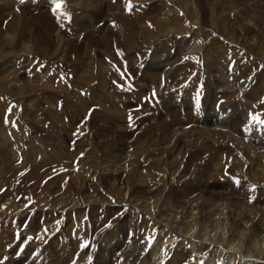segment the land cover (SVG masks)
<instances>
[{
	"label": "rangeland",
	"instance_id": "rangeland-1",
	"mask_svg": "<svg viewBox=\"0 0 264 264\" xmlns=\"http://www.w3.org/2000/svg\"><path fill=\"white\" fill-rule=\"evenodd\" d=\"M85 1L87 0H63L62 8L57 14H54L52 11V8L55 7L53 0H25L23 4L19 0H0V31L3 30L1 33L5 40L2 38L0 40V260L4 261L3 264H8L9 258L12 255L16 256L17 250L19 251L22 240L27 239L25 236H31L28 230L34 229L35 232L43 233L45 228H50L54 229L55 232L51 235L46 232L44 234L39 233L42 237L45 234L48 236L43 237L41 243L38 242L34 248H30L31 251L30 249L27 250L32 258L30 264H81L80 261H89V257L97 250L96 245L91 243L88 234L89 228H95V226L110 225V227L100 229L102 237L98 242L99 245L101 242H110L108 238L111 237H117L114 241H121L124 237L122 231L126 228L131 230H129V235L132 233L140 234L148 230V227L160 231V234L165 230L171 232L174 229L184 232L189 227L186 223L187 216L195 213L198 220L196 230L192 234L197 232L201 238L207 239L209 232L205 225L210 208L204 203L206 198L212 200L214 198L213 203L218 209L216 210L218 213L214 211V224L216 226L211 233H215L219 242L221 239L232 250L235 249L246 254L251 248L257 246L263 247L264 250V236L260 233L250 235L251 218H245L246 223L241 218L244 211L248 216L254 213L261 216L264 212V206L261 205V200L264 198V178H259L257 173L261 169L264 172V126L255 122L249 123V113L258 115L261 120H264V0H246V2H244L245 0H234L235 2L233 0H154V2L153 0H143L144 4L148 3L145 6L143 3H139L142 0H137L139 2L135 0L140 6L136 5L134 0H130V3L134 2L139 7L138 9L132 5L134 6L133 9L136 7L135 12L132 9L133 12H128L126 5L129 0H109V3L115 6L114 9L109 12L104 10L99 18L93 17L97 15V8H87V5L84 4ZM95 1L99 4L101 3L99 1L102 0ZM122 3L123 5L125 3L124 8ZM99 5L102 6L103 4ZM164 7H166L165 12L163 11ZM106 9L109 10V8ZM122 9L124 10L122 11ZM139 10L143 12H141L143 15L140 14ZM74 11L76 16L73 15ZM146 12H148L147 16ZM60 13L65 15H60ZM256 13H258L257 16ZM84 14H88V16ZM127 14L134 16V19L132 16H129L130 19H124L134 20L132 29L135 28L137 32H132L131 36L135 40L134 37L137 34V40L132 45L123 48L125 43L119 39L120 37H114L115 32L113 30L118 29L117 34L118 31H123L121 27L123 22L120 20V16H128ZM137 16L138 18L135 19ZM154 18H157V22H155L156 19L151 22ZM78 19L80 20L78 21ZM17 21L20 23H16ZM154 24H157V28ZM12 25L19 27L13 28ZM112 26L113 34L111 36H114L113 39L110 37V42H108L109 37L107 36L105 39L106 37H103L102 33L105 27L110 30ZM6 27L8 28L6 29ZM152 29H156L154 34ZM6 31L7 34L9 31L12 32L8 36L5 34ZM30 35L34 38H30ZM21 36L25 38L22 40ZM142 37L143 39H141ZM35 38L39 43L38 48L34 46ZM117 38L118 40H115ZM7 40L9 41L7 42ZM102 40H106V42ZM114 41H120L121 44L120 42L119 44L116 42V44ZM118 45L120 47L124 45L123 49ZM136 45L137 49L144 45V49L147 50L142 47L143 50H137ZM189 48L190 51H188ZM100 49H102L101 52ZM132 49L136 50L133 51ZM178 50L181 52L179 53L181 56L178 55L177 60H166L170 55L176 54ZM186 50L189 54L185 52ZM19 52L24 53L19 54ZM56 52L59 54L63 52L64 55L66 54V58L61 57ZM53 53L57 55L56 58L49 57L54 56ZM195 53H200V55ZM12 56L13 58H11ZM137 56L138 58H136ZM73 57H77L80 62H83L80 63ZM130 57L132 61H130ZM58 58H60V62ZM155 61L166 64L152 70L149 65ZM128 63L130 65H127ZM179 63L182 65L184 63V65ZM177 65L182 67L176 68ZM185 66L186 68H184ZM21 79H25L23 83ZM11 83H13L12 86ZM22 85L26 87H22ZM153 92H155V96H153ZM164 99H167L168 105ZM9 109L11 111H8ZM176 113L177 116L179 114L180 116L177 117ZM130 114L132 116L131 125ZM6 116L8 123H5ZM13 122H15V126H13ZM245 125H248L247 130ZM214 132L218 134L216 135ZM148 133L150 134L148 135ZM133 139L135 140L133 141ZM100 142L102 146H99L101 145ZM210 144L220 146L215 155L218 158V163L214 161L210 165L209 171L210 174L212 173L210 177L205 176L203 181L200 176L199 181L196 182L194 174L191 175V172L195 171L197 165L203 163L206 158L203 156L204 154H195V149L204 145L201 152L208 155ZM110 146L116 147L119 151L113 152ZM141 148L144 150L149 148L153 151L150 153L148 150L147 153H149L147 154ZM233 148L238 149V153L236 152L232 156L240 161V175L244 176L242 180L236 179L235 173L237 171L230 169L231 158L229 156L231 154L228 156L227 153H231ZM244 148L251 150L244 151ZM259 148L262 150V154ZM258 150H260L259 154ZM248 151L256 153L251 156L252 152L248 153ZM219 152L220 154L217 155ZM142 155L145 157L149 155V158H159L154 159L157 164L155 166L151 164L149 168L148 157L145 160L146 158ZM152 155L154 156L152 157ZM80 158L83 160L81 161ZM137 159L141 160L140 163L143 164H137ZM187 161L189 165H187ZM80 162L82 165L79 164ZM217 165L220 167L217 168ZM79 166L86 168L83 167L84 171H80ZM137 167H140L142 171L137 170ZM154 167L155 169H153ZM184 176L188 178L185 180ZM50 179L53 181L51 180V182ZM167 179L174 182L175 187L171 188L175 192L182 191L185 186L189 189L185 192V205L183 207L175 202L173 193L168 191ZM237 180L241 183L246 182L245 186L248 188L250 196L245 197L244 194L242 195L243 198L239 199L240 203L237 200L231 206H226L227 202L223 197L232 195V191L234 193V188L237 185L235 181ZM89 189H91L90 191L94 189L95 198H100L104 203L107 202L104 204V208L115 213L110 220L103 222L105 217H103L104 215L100 216L99 213L103 211L101 207H91L90 209L85 204L84 200H87L89 196L87 193ZM116 189L118 190L116 191ZM7 193L8 198L6 197ZM61 195H63V199L60 198ZM79 195L84 196V198ZM51 197L53 198L51 199ZM118 199H123L125 206L122 210L113 203ZM6 200H9L8 204ZM48 200L49 202H47ZM5 201L9 207H6V204L4 206L10 211L5 207L3 208L2 202ZM50 201L52 204L48 205ZM70 203H72L71 206ZM52 205L53 210L51 209ZM30 209L31 212L33 211L32 213ZM38 209H41L43 213L40 210L38 213ZM118 209L120 212H126V218L118 219L120 213ZM56 211H61L60 214L64 212L60 216L61 218ZM152 212L154 215L157 214L160 219L159 222L165 225L152 224L150 214H148ZM93 215L98 216L95 218ZM47 220L49 221L47 222ZM92 224L97 225L92 226ZM120 226L123 228L121 232ZM20 228H26L24 229L25 232ZM37 228H41L42 231H40L41 229L38 231ZM162 228L165 230L161 231ZM9 234L12 236V240L14 239V247H11L10 250L13 253L9 251L10 247H6L7 238L5 239L4 235L8 237ZM175 234L171 240L158 244L153 249V251L160 250L157 259L164 258L166 252L164 247L176 240ZM244 239L247 243L243 242ZM255 240L257 243L254 242ZM192 243L185 245L189 254V259L184 260L185 264H197L196 262L190 263L191 256L196 255V253L200 257L207 258V264H215L214 260L218 256L217 253H214L217 256H213V253H203L202 249L197 248V242ZM82 244H86L87 247L81 248ZM4 248L6 252H4ZM12 248L15 249L12 250ZM222 250L223 252L220 253H224L223 248ZM102 254L104 251H101L97 258L100 259ZM3 257H7V259ZM224 258L226 261L222 260L221 264H237L239 262V259L235 257L227 259L229 257L225 255ZM92 259L94 258L91 257L90 260ZM245 260L247 261V258L241 263L246 264ZM204 263L205 261L201 264Z\"/></svg>",
	"mask_w": 264,
	"mask_h": 264
},
{
	"label": "bare ground",
	"instance_id": "bare-ground-1",
	"mask_svg": "<svg viewBox=\"0 0 264 264\" xmlns=\"http://www.w3.org/2000/svg\"><path fill=\"white\" fill-rule=\"evenodd\" d=\"M106 0H102V1H99V2H101V3H99V4H103L102 6L101 5H99L98 4V2L97 1H95V0H87V1H85L84 2V4L85 5H87V8H97V15H95V16H93V17H96V18H99L101 15H102V13L104 12V10L105 11H107V12H109V11H112L113 9H114V7L115 6H112V3L110 4L109 3V0L108 1H106ZM115 1V0H114ZM120 1H122V0H120ZM137 1V0H136ZM144 1H146V0H144ZM163 1V0H162ZM215 1V0H214ZM223 1V0H222ZM234 1V0H233ZM236 1V0H235ZM234 1V2H235ZM255 1V0H254ZM105 2V3H104ZM123 2H125V3H127L126 1H123ZM134 2H135V0H134ZM132 2L131 3V5H135V3H137V2H139V1H137V2ZM153 2H154V0H153ZM152 2V3H153ZM158 2V1H157ZM209 2V1H208ZM244 2H246V0L244 1ZM125 3H124V5H125ZM139 3H143V0H142V2L140 1ZM201 3V2H200ZM243 3V2H242ZM55 4V3H54ZM116 4H119V3H116ZM144 4V3H143ZM145 4H147L148 5V3H145ZM145 4L143 5V6H145ZM158 4V3H157ZM156 4V5H157ZM160 4H163V3H160ZM228 4H229V1H228ZM240 4V3H239ZM245 4V3H244ZM260 4V3H259ZM262 4V3H261ZM45 5V4H44ZM43 5V6H44ZM72 5V4H71ZM122 5H123V3H122ZM122 5H120V6H122ZM124 5H123V8H124ZM136 5H138V3L136 4ZM135 5V6H136ZM154 5V4H153ZM221 6H222V4H220ZM247 5V4H246ZM245 5V7H247ZM42 6V7H43ZM77 6V5H76ZM75 6V7H76ZM138 6H140V5H138ZM142 6V5H141ZM168 6V5H167ZM170 6V5H169ZM200 6V5H199ZM220 6V7H221ZM79 7V6H78ZM109 8V10H107L106 8ZM134 7V6H133ZM137 7V6H136ZM135 7V8H136ZM152 7H154V6H152ZM258 7V6H257ZM120 8H122V7H120ZM119 8V9H120ZM134 8V9H135ZM138 9H139V7H137ZM158 8V7H157ZM173 8V7H172ZM172 8H171V10H172ZM241 8H243V7H241ZM248 9H250L249 7H247ZM246 8V9H247ZM260 8V7H259ZM258 8V9H259ZM73 9H74V7H73ZM82 9H85V8H82ZM134 9L132 8V10L134 11ZM142 9H143V11H144V8L142 7ZM156 9V8H155ZM163 9V8H162ZM261 9V8H260ZM124 9H122V11H123ZM128 10V9H127ZM157 10H159V9H157ZM164 10H166V7H164V9H163V11ZM204 10V9H203ZM43 11V10H42ZM121 11V12H122ZM133 11H128V12H133ZM135 11H136V9H135ZM134 11V12H135ZM156 11V10H155ZM245 11H248V10H245ZM120 12V14L122 15V13ZM126 13H127V11H125ZM124 12V13H125ZM139 12H140V14H142L143 12L142 11H140L139 10ZM142 12V13H141ZM158 12V11H157ZM165 12V11H164ZM174 12V11H173ZM244 12V11H243ZM50 13V12H49ZM147 13L148 12H146V16H147ZM151 13V12H150ZM149 13V14H150ZM153 13V12H152ZM169 13V12H168ZM200 13V12H199ZM204 13V12H203ZM221 13V12H220ZM228 13V12H227ZM7 14V13H6ZM118 14V13H117ZM119 14V15H120ZM129 14V13H128ZM127 14V15H128ZM166 14H167V11H166ZM257 14L258 13H256V16H257ZM15 15V14H14ZM23 15V14H22ZM44 15V14H43ZM73 15H75V11H74V13H73ZM72 15V16H73ZM77 15V14H76ZM75 15V16H76ZM78 15H80V14H78ZM83 15V14H82ZM82 15H80V16H82ZM84 15H86V16H88V14H84ZM104 15H105V13H104ZM143 15V14H142ZM165 15V14H164ZM163 15V16H164ZM85 16V17H86ZM129 16H132L131 14L130 15H128V16H120V20H122V22H123V24H122V26L120 25V24H118V25H120L121 27H122V29H123V31H121V32H119L118 31V34L116 33V31L118 30H113V32H115V36L114 37H120L119 39L121 40H123L122 42H124L125 43V46L124 45H122V47L123 48H126V47H128V46H130V45H132L134 42H135V40H137V34H136V36L134 37V38H136L135 40L132 38V34L133 33H135V31H136V29L135 28H133L132 29V27H133V25H134V20H128V19H124V18H129L130 19V17ZM144 16H145V14H144ZM162 16V17H163ZM14 17V16H13ZM84 17V16H83ZM90 17H92L91 15H90ZM103 17V16H102ZM133 17V19H134V16H132ZM132 17H131V19H132ZM199 17V16H198ZM15 18V17H14ZM18 18V17H17ZM20 18V17H19ZM138 18V16L135 18V19H137ZM140 19H142L141 17H139ZM224 18V17H223ZM261 18V17H260ZM263 18V17H262ZM9 19V18H8ZM24 19V18H23ZM80 19H81V17H80ZM80 19H78V21L80 20ZM83 19V18H82ZM87 19V18H86ZM103 19V18H102ZM101 19V20H102ZM119 19V18H118ZM155 19H156V21H155ZM162 19V18H161ZM227 19V18H226ZM12 20V19H11ZM10 20V21H11ZM18 20V19H17ZM20 20V19H19ZM85 20V19H84ZM120 20H118V21H120ZM166 20V19H165ZM224 20V19H223ZM223 20H221V21H223ZM255 20V19H254ZM9 21V20H8ZM9 21V22H10ZM22 21V20H21ZM74 21H75V19H74ZM92 21V20H91ZM96 21H98V20H96ZM103 21V20H102ZM117 21V20H116ZM115 21V22H116ZM151 21V20H150ZM153 21H155V22H157V18H154V19H152V21L151 22H153ZM199 21H201V20H199ZM226 21V20H225ZM225 21H224V23H225ZM19 21H17L16 23H18ZM27 22V21H26ZM87 22V21H86ZM85 22V23H86ZM113 22V21H112ZM136 22V21H135ZM139 22H140V20H139ZM146 22H147V20H146ZM149 22V21H148ZM220 22V21H219ZM228 22V21H227ZM15 23V22H14ZM20 23V22H19ZM18 23V24H19ZM32 23V22H31ZM79 23H81V22H79ZM100 23V22H99ZM109 23V22H108ZM116 23H118V22H116ZM120 23V22H119ZM142 23V22H141ZM161 23H162V21H161ZM160 23V24H161ZM196 23H198V22H196ZM10 24V23H9ZM12 24V23H11ZM24 24V23H23ZM35 24V23H34ZM33 24V25H34ZM110 24V23H109ZM139 24V23H138ZM138 24H137V26H138ZM148 24V23H147ZM158 24H159V21H158ZM178 24V23H177ZM229 24V23H228ZM260 24V23H259ZM30 25V24H29ZM86 25V24H85ZM96 25V24H95ZM94 25V26H95ZM113 25V24H112ZM114 25H116V24H114ZM155 25V24H154ZM153 25V26H154ZM157 25V24H156ZM155 25V26H156ZM253 25H255V24H253ZM12 26H14V25H12ZM17 27H19L18 25H16ZM28 26V25H27ZM31 26H32V24H31ZM30 26V27H31ZM89 26V25H88ZM109 26H111V25H109ZM140 26V25H139ZM149 26V25H148ZM151 26V25H150ZM154 26V27H155ZM180 26V25H179ZM250 26H252V25H250ZM17 27H13V28H17ZM23 27V26H22ZM121 27H120V29H121ZM141 27V26H140ZM142 27H143V25H142ZM152 27V26H151ZM245 27V26H244ZM8 27H6V29H7ZM10 28V27H9ZM27 28V27H26ZM89 28V27H88ZM92 28V27H91ZM94 28V27H93ZM111 29L109 30V28L108 27H105L104 28V31H103V33H102V36L103 37H106L105 39H107V36L109 37V39H108V42H110V37H112V39H113V36H111L113 33H112V29H113V26L112 27H110ZM155 28H157V26L155 27ZM180 28H181V26H180ZM11 29V28H10ZM9 29V30H10ZM32 29H33V27H32ZM116 29V28H115ZM121 29V30H122ZM141 29V28H140ZM170 29V28H169ZM169 29H168V31H169ZM245 29V28H244ZM12 30V29H11ZM19 30V29H18ZM85 30V29H84ZM152 30H154V29H152ZM151 30V31H152ZM171 30V29H170ZM251 30V29H250ZM1 31H3L2 29H1ZM1 31H0V40H1V38H2V33H1ZM21 31V30H20ZM95 31V30H94ZM155 31H156V29L153 31V34L155 33ZM167 31V32H168ZM256 31V30H255ZM259 31V30H258ZM12 32V31H11ZM10 31H9V33L8 34H10L11 33ZM15 32V31H14ZM19 32V31H18ZM133 32V33H132ZM137 32V31H136ZM144 32V31H143ZM150 32V31H149ZM15 33H17V31L15 32ZM19 33H21V32H19ZM27 34L29 33V32H26ZM111 33V34H110ZM132 33V34H131ZM140 33V32H139ZM162 33V32H161ZM6 35H8L7 34V31H6V33H5ZM5 34H3V35H5ZM27 34H26V36H27ZM35 34V33H34ZM100 34V33H99ZM117 34V35H116ZM145 34V33H144ZM157 34V33H156ZM193 34V33H192ZM244 34V33H243ZM247 34V33H246ZM248 34H249V32H248ZM253 34V33H252ZM5 35V36H6ZM16 35V34H15ZM21 35V34H20ZM41 35V34H40ZM97 35V34H96ZM261 35V34H260ZM9 36V35H8ZM8 36H6V37H8ZM11 36V35H10ZM16 36H18V35H16ZM36 36V35H35ZM142 36V35H141ZM249 36V35H248ZM251 36V35H250ZM20 37V36H19ZM31 37H33V36H31L30 35V38ZM243 37H244V35H243ZM242 37V38H243ZM254 37V36H253ZM14 38V37H13ZM12 38V39H13ZM21 38H22V36H21ZM23 38H25V37H23ZM23 38H22V40H23ZM34 38V37H33ZM32 38V39H33ZM52 38V37H51ZM138 38H139V35H138ZM164 38V37H163ZM162 38V39H163ZM188 38V37H187ZM241 38V39H242ZM245 38V37H244ZM3 40H4V38H2ZM9 39V38H8ZM46 39V38H45ZM90 39V38H89ZM102 39V38H101ZM140 39V38H139ZM141 39H143V37L141 38ZM169 39V38H168ZM171 39V38H170ZM238 39V38H237ZM16 40V39H15ZM18 40V39H17ZM16 40V41H17ZM41 40V39H40ZM88 40V39H87ZM96 40V39H95ZM115 40H118V38L117 39H115ZM158 40H160V39H158ZM190 40H192V39H190ZM189 40V41H190ZM5 41V40H4ZM9 40H7V42H8ZM28 41V40H27ZM50 41V40H49ZM100 41V40H99ZM102 41H105L106 42V40H102ZM141 42L143 41V40H140ZM244 41V40H243ZM3 42V41H2ZM20 42V41H19ZM29 42H30V40H29ZM91 42V41H90ZM95 42V41H94ZM104 42V43H105ZM115 43L117 42V41H114ZM120 42V41H119ZM119 42H117L118 44H119ZM146 42V41H145ZM188 42V41H187ZM0 43H1V41H0ZM11 43V41L9 42V44ZM47 43H48V41H47ZM80 43V42H79ZM85 43V42H84ZM98 43V42H97ZM111 43H113V42H111ZM116 43V44H117ZM138 43V42H137ZM140 43V42H139ZM189 43V42H188ZM245 43H246V41H245ZM244 43V44H245ZM9 44H8V46H9ZM31 44V43H30ZM34 46H36V48H38L39 47V43H38V40L35 38L34 39ZM41 44V43H40ZM90 44V43H89ZM92 44V43H91ZM108 44V43H107ZM120 44H121V42H120ZM173 44V43H172ZM230 44V43H229ZM239 44V43H238ZM248 44V43H247ZM20 45V44H19ZM98 45V44H97ZM109 45H111V44H109ZM147 45V44H146ZM152 45V44H151ZM6 46V45H5ZM16 46V45H15ZM28 46V45H27ZM43 46V45H42ZM48 46V45H47ZM50 46V45H49ZM59 46V45H58ZM80 46V45H79ZM88 46H91V45H88ZM112 46V45H111ZM140 46V45H139ZM139 46H138V48H139ZM144 46V45H143ZM143 46H141L143 49H144V47ZM235 46V45H234ZM245 46V45H244ZM1 47V46H0ZM16 47H18V46H16ZM20 47V46H19ZM104 47H105V45H104ZM113 47V46H112ZM118 47H120L119 45H118ZM122 47H120L121 49H123ZM141 47L139 48V49H141ZM8 48V47H7ZM9 48H11L10 46H9ZM21 48V47H20ZM28 48V47H27ZM34 48V47H33ZM59 48V47H58ZM63 48V47H62ZM91 48V47H90ZM94 48V47H93ZM106 48V47H105ZM120 48H118L119 50H120ZM148 48H150L149 47V45H148ZM166 48V47H165ZM191 48V47H190ZM190 48H189V50L188 51H190ZM233 48V47H232ZM246 48L248 49V47L246 46ZM2 49V48H1ZM6 49V48H5ZM17 49V48H16ZM15 49V50H16ZM22 49V48H21ZM29 49V48H28ZM32 49V48H31ZM52 49V48H51ZM56 49V48H55ZM75 49V48H74ZM87 49V48H86ZM92 49V48H91ZM136 49H137V45H136ZM136 49H134V50H136ZM139 49H137V50H139ZM143 49H141V50H143ZM182 49V48H181ZM180 49V50H181ZM192 49V48H191ZM194 49V48H193ZM30 50V49H29ZM58 50H60V49H58ZM57 50V51H58ZM84 50V49H83ZM94 50V49H93ZM99 50V49H98ZM101 50L102 49H100V52H101ZM103 50H105V49H103ZM108 50V49H107ZM112 50V49H111ZM129 50V49H128ZM133 50V49H132ZM131 50V51H132ZM133 50V51H134ZM144 50H147V49H144ZM17 51V50H16ZM42 51V50H41ZM75 51V50H74ZM87 51H88V49H87ZM115 51H117V50H115ZM124 51H126V52H128L127 50H125L124 49ZM132 51V52H133ZM170 51V49L168 50V52ZM187 50L185 51L186 53L188 52ZM195 51V50H194ZM10 52V51H9ZM12 52V51H11ZM59 52V51H58ZM67 52V51H66ZM75 52H77V51H75ZM74 52V53H75ZM91 52V51H90ZM94 52V51H93ZM106 52V51H105ZM108 52V51H107ZM111 52V51H110ZM114 52V51H113ZM137 52V51H136ZM184 52V53H185ZM256 52V51H255ZM21 53H24V52H21ZM20 52H19V54H21ZM35 53V52H34ZM55 53V52H54ZM54 53H53V55H54ZM57 53V52H56ZM81 53V52H80ZM115 54H116V52H114ZM117 53H119L118 51H117ZM129 53V52H128ZM142 53V52H141ZM146 53V52H145ZM145 53H144V55H145ZM179 53H181L179 50L176 52V54H172V55H170L169 57H168V59H166V60H170V59H174V61L175 60H177V56L178 55H180L181 56V54H179ZM26 54V53H25ZM57 54H59V53H57ZM91 54H92V52H91ZM124 54H125V52H124ZM139 54H140V52H139ZM187 54H189V53H187ZM191 54H193V52L191 51ZM196 54V53H195ZM194 54V55H195ZM199 55H200V53H198ZM198 54H196V55H198ZM15 55V54H14ZM16 55H17V53H16ZM24 55V54H23ZM27 55V54H26ZM36 55V54H35ZM40 55V54H39ZM46 55V54H45ZM49 55H51V54H49ZM59 55H61V57L62 56H64L65 57V55L63 54V52H62V54H59ZM75 55V54H74ZM80 55V54H79ZM89 55V54H88ZM93 55V54H92ZM91 55V56H92ZM111 55H113L112 53H111ZM127 55V54H126ZM141 55V54H140ZM143 55V54H142ZM186 55V54H185ZM184 55V56H185ZM262 55V54H261ZM9 56V55H8ZM22 56V55H21ZM68 56V55H67ZM76 56V55H75ZM84 56V55H83ZM109 56H110V54H109ZM120 56H122V55H120ZM129 56H130V54H129ZM133 56V58L135 57L134 56V54L132 55ZM131 56V57H132ZM190 56V55H189ZM49 57H54V58H56L57 57V55H54V56H49ZM63 57V58H64ZM71 57V56H70ZM78 57V56H77ZM74 58V59H77L78 60V58ZM86 57V56H85ZM111 57V56H110ZM131 57H130V61H132V59H131ZM191 57H193L192 55H191ZM191 57H189V59H192ZM199 57V56H198ZM11 58H13V56L11 57ZM15 58V57H14ZM30 58V57H29ZM28 58V59H29ZM34 58V57H33ZM62 58V59H63ZM66 58V57H65ZM65 58H64V60H65ZM69 58V57H68ZM82 58V57H81ZM89 58H90V56H89ZM103 58V57H102ZM113 58H115V57H113ZM116 58H118L117 56H116ZM120 58V57H119ZM122 58V57H121ZM124 58V60H125V57H123ZM136 58H138V56L136 57ZM140 58H142V57H140ZM140 58H139V60H140ZM196 58V57H195ZM195 58H193L194 60H195ZM32 59V58H31ZM60 58H58V60H59ZM70 59V58H69ZM94 59V58H93ZM197 59V58H196ZM22 60H24V59H22ZM26 60V59H25ZM55 60V59H54ZM70 60H72V59H70ZM85 60V59H84ZM99 60V59H98ZM117 60V59H116ZM115 60V61H116ZM123 60V61H124ZM126 60H128L127 58H126ZM162 60V59H161ZM186 60V59H185ZM188 60V59H187ZM186 60V61H187ZM50 61V60H49ZM63 61V60H62ZM76 61V60H75ZM79 62H80V60H78ZM82 61V60H81ZM129 61V62H130ZM134 61V60H133ZM141 61V60H140ZM179 61H180V58H179ZM197 61V60H196ZM59 62H60V60H59ZM68 62V61H67ZM71 62V61H70ZM72 62H74L73 60H72ZM83 62V61H82ZM82 62H80V63H82ZM122 62V61H121ZM135 62H136V60H135ZM139 62V61H138ZM169 62H171V61H169ZM173 62V61H172ZM178 62V61H177ZM176 62V63H177ZM188 63H189V60L187 61ZM198 62V61H197ZM17 63V62H16ZM53 63V62H52ZM55 63V62H54ZM57 63V62H56ZM182 63V62H181ZM181 63H179V64H181ZM187 63V64H188ZM2 64V63H1ZM71 64V63H70ZM74 64V63H73ZM149 64V63H148ZM166 64V63H165ZM164 64V62L163 63H158V62H156L155 61V63H150V65H149V67H151L152 68V70H153V68H160L162 65L164 66L165 65ZM175 64V63H174ZM178 64V65H179ZM58 65V64H57ZM127 65H130L129 63L127 64ZM168 65V64H167ZM177 65V67L176 68H180V67H182L183 65H184V63H183V65L182 66H178ZM192 65V64H191ZM171 66V65H170ZM176 66V65H175ZM189 66H190V64H189ZM124 67H126V66H124ZM130 67V66H129ZM128 68V67H127ZM184 68H186V66L184 67ZM2 69V68H1ZM189 69V68H188ZM148 70V69H147ZM150 70V69H149ZM179 70V69H178ZM177 70V71H178ZM3 71V70H2ZM173 71H174V69H173ZM18 72V71H17ZM149 72V71H148ZM175 72V71H174ZM152 73V72H151ZM154 73H155V71H154ZM154 73H152L153 75H154ZM172 74H173V72H171ZM176 73V72H175ZM177 73H179V72H177ZM151 74V75H152ZM5 75V74H4ZM157 75V74H156ZM155 75V76H156ZM162 75V74H161ZM215 75V74H214ZM6 76V75H5ZM160 76V75H159ZM172 76V75H171ZM175 76V75H174ZM23 78V77H22ZM26 78V77H25ZM153 78H155V77H153ZM209 78V77H208ZM152 79V78H151ZM4 81H5V79H3ZM15 80V79H14ZM20 80V79H19ZM22 81V83H23V81L25 80V79H21ZM1 81V80H0ZM9 82V81H8ZM7 82V83H8ZM18 82V81H17ZM16 82V83H17ZM263 82V81H262ZM10 83V82H9ZM14 83V82H13ZM13 83H11V86H12V84ZM3 84V83H2ZM6 85V84H5ZM19 85V84H18ZM146 85V84H145ZM149 86H150V84H148ZM147 85V86H148ZM261 85V84H260ZM10 86V87H11ZM16 86V85H15ZM14 87V86H13ZM12 87V88H13ZM22 87H26V86H24V85H22ZM211 87V86H210ZM16 88V87H15ZM20 88V87H19ZM18 88V89H19ZM28 88V87H27ZM18 89H17V91H18ZM211 89V88H210ZM225 89V88H224ZM15 90V89H14ZM230 90V89H229ZM8 91V90H7ZM19 91H20V89H19ZM27 91V90H26ZM10 92V91H9ZM24 92V91H23ZM227 92H229V91H227ZM18 93V92H17ZM2 94H4V93H2ZM13 94V93H12ZM19 94V93H18ZM1 96V95H0ZM4 96V95H3ZM2 96V97H3ZM9 96H11L10 94H9ZM12 96H14V95H12ZM232 96V95H231ZM213 98V97H212ZM17 99H19V98H17ZM165 100V99H164ZM167 100V99H166ZM165 100V101H166ZM164 101V102H165ZM20 102V101H19ZM166 103H167V101H166ZM206 103V102H205ZM161 105V104H160ZM167 105H168V103H167ZM21 106V105H20ZM24 106V105H23ZM162 106V105H161ZM186 107V106H185ZM183 109V108H182ZM178 111V110H177ZM176 111V112H177ZM186 113H188V112H186ZM189 114V113H188ZM173 115V114H172ZM174 116V115H173ZM176 116H177V113H176ZM178 116H180V114L178 115ZM177 116V117H178ZM180 118V117H179ZM191 118V117H190ZM190 118H188V120L190 119ZM173 119L175 120V117H173ZM182 119V118H181ZM181 119H178L179 121L181 120ZM183 119H185V118H183ZM187 119V118H186ZM212 119V118H211ZM220 119V118H219ZM187 120V121H188ZM191 120V119H190ZM165 121V120H164ZM211 121H214V120H211ZM166 122V121H165ZM177 122V121H176ZM191 122V121H190ZM192 122H193V118H192ZM172 123V122H171ZM179 123V122H178ZM182 123V122H181ZM187 123V122H186ZM212 123V122H211ZM215 123V122H214ZM229 123V122H228ZM221 124V123H220ZM173 125V124H172ZM174 126V125H173ZM175 127V126H174ZM47 128V127H46ZM134 128V127H133ZM166 128V127H165ZM173 128V127H172ZM49 129V128H48ZM106 129V128H105ZM142 129V128H141ZM176 129V128H175ZM174 130V129H173ZM177 130V129H176ZM176 130H174V131H176ZM194 130V129H193ZM211 130V129H210ZM166 131V130H165ZM191 131V130H190ZM219 131V130H218ZM192 132V131H191ZM200 132V131H199ZM202 132V131H201ZM166 133V132H165ZM176 133V132H175ZM189 133V132H188ZM188 133H187V136H188ZM215 134H216V132H214ZM140 134H142V133H140ZM139 134V135H140ZM150 133H148V135H149ZM156 134V133H155ZM167 134V133H166ZM172 134V133H171ZM170 134V135H171ZM203 134V133H202ZM218 134V133H217ZM216 134V135H217ZM223 134H225V133H223ZM172 135H174V134H172ZM141 136V135H140ZM147 136V135H146ZM190 136V135H189ZM191 136H193V135H191ZM219 136V135H218ZM144 137V136H143ZM142 137V138H143ZM151 137V136H150ZM132 137H131V135H130V139H131ZM145 138V137H144ZM206 138V137H205ZM204 138V139H205ZM227 138V137H226ZM128 139V138H127ZM129 139V140H130ZM148 139V138H147ZM1 140H3V139H1ZM109 140V139H108ZM128 140V141H129ZM132 140V139H131ZM135 139H133V141H134ZM141 140V139H140ZM151 140V139H150ZM155 140V139H154ZM201 140V139H200ZM110 141V140H109ZM133 141H131V142H133ZM157 141V140H156ZM205 141V140H204ZM226 141V140H225ZM98 143H99V141H97ZM106 142V141H105ZM113 142V141H112ZM127 142V141H126ZM131 142H130V144H131ZM136 142H137V138H136ZM143 142H144V140H143ZM142 142V143H143ZM203 142V141H202ZM227 142H228V140H227ZM81 143V142H80ZM101 143V142H100ZM104 143V142H103ZM107 143V142H106ZM109 143H111V142H109ZM108 143V144H109ZM117 143V142H116ZM116 143H115V145H116ZM139 143H141L140 141H139ZM139 143H137V144H139ZM225 143V142H224ZM50 144V143H49ZM82 144V143H81ZM133 144H134V142H133ZM132 144V145H133ZM187 144V143H186ZM214 144V143H213ZM107 145V144H106ZM114 145V144H113ZM131 145V146H132ZM142 145H144V144H142ZM202 145V144H201ZM78 146V145H77ZM82 146V145H81ZM99 146H102V143H101V145H99ZM98 146V147H99ZM117 146V145H116ZM128 146H130V145H128ZM141 146V145H140ZM147 146V145H146ZM187 146V145H186ZM109 147V146H108ZM142 147V146H141ZM149 147V146H148ZM157 147V146H156ZM203 147H204V145H203ZM203 147H196V152H195V154H197V155H202V154H204L203 156L206 158L205 159V161L203 162V163H201V164H199V165H197V169H194L195 171H193V172H191V175H193L194 176V178L196 179V182H198L199 181V177L201 176V180H203L204 178H205V176H209L210 177V175L212 174H210V171H209V167H210V165L211 164H213L214 163V161H215V163H218V161H217V156L215 157V155H216V153H217V151H219V148H220V146L219 145H217V146H212V144H210V146H209V153H208V155H206L205 153H202L201 152V149L203 148ZM80 148V147H79ZM82 148V147H81ZM103 148V147H102ZM110 148H111V150H113V152H115L116 150H118L116 147H114V146H110ZM144 148V147H143ZM157 148H159V146L157 147ZM156 148V149H157ZM181 148V147H180ZM182 148H183V145H182ZM221 148H223V147H221ZM134 149V148H133ZM138 149V148H137ZM142 149V148H141ZM184 149V148H183ZM225 149H227V148H225ZM250 148H244V151H246V150H249ZM253 149V148H252ZM255 149V148H254ZM260 149V148H259ZM136 150V149H135ZM144 152L146 151V153H147V151L149 150V148H145V150L144 149H142ZM142 150H141V152H142ZM160 150V149H159ZM251 150V149H250ZM261 150V149H260ZM260 150H258V154L260 153ZM89 151V150H88ZM90 151L91 152H93L91 149H90ZM89 151V152H90ZM119 151V150H118ZM121 151V150H120ZM134 151V150H133ZM151 150H149V152H150ZM153 151V150H152ZM151 151V152H152ZM154 151H155V149H154ZM158 151V150H157ZM220 151H221V149H220ZM227 151V150H226ZM229 151V150H228ZM238 151V149H236V148H233V150H232V152L231 153H227L228 154V156H229V158H231V160H230V164H231V167H230V169L232 168V170H234V171H237L235 174H236V179H239V180H242V179H244V176L243 175H240V173H241V171L239 170V164H240V161L237 159V158H235V156L233 157L232 156V154H234V153H236ZM50 152V151H49ZM90 152V153H91ZM148 152V153H149ZM150 152V153H151ZM159 152V151H158ZM249 152H252V151H248V153ZM127 153V152H126ZM145 153V154H146ZM147 153V154H148ZM156 153V152H155ZM238 153V152H237ZM241 153V152H240ZM247 153V152H246ZM256 153V152H255ZM255 153H254V151L252 152V154H251V156L254 154L255 155ZM108 154V153H107ZM134 154H136V153H134ZM137 154H139V155H141V153H138L137 152ZM176 154V153H175ZM181 154V153H180ZM220 154V152L217 154V155H219ZM257 154V155H258ZM261 154H262V150H261ZM138 155V156H139ZM157 155V154H156ZM155 155V156H156ZM163 155V154H162ZM172 155H173V153H172ZM256 155V156H257ZM109 156V155H108ZM115 156V155H114ZM121 156V155H120ZM144 155H142V157H143ZM149 155H146V157H148ZM154 155H152V157H153ZM158 156V155H157ZM178 156V155H177ZM260 156V155H259ZM262 156V155H261ZM110 157V156H109ZM141 157V156H140ZM139 157V158H140ZM145 157V156H144ZM145 157V158H146ZM151 157V156H150ZM258 157V156H257ZM116 158V157H115ZM111 159H112V156H111ZM130 159V158H129ZM144 159V158H143ZM148 159H149V162H150V164L148 165V167L150 168V166H151V164H154V165H152V166H155V164H157V161H155V160H157V159H159V158H157L156 159V157L154 158H149L148 157ZM155 159V160H154ZM80 160H81V158H80ZM83 160V159H82ZM81 160V161H82ZM138 160V159H137ZM145 160H147V158L145 159ZM161 160V159H160ZM176 160V159H175ZM185 160V159H184ZM183 160V161H184ZM212 160H213V162H212ZM262 160V159H261ZM118 161H119V158H118ZM133 161H134V159H133ZM141 161V160H140ZM140 161L138 160V163L137 164H143L142 162L140 163ZM172 161V160H171ZM178 161H180V160H178ZM177 161V162H178ZM121 162V161H120ZM144 162V161H143ZM147 162V161H146ZM148 162V163H149ZM168 162V161H167ZM180 163V162H179ZM179 163H177L178 165H180ZM181 163H183L182 161H181ZM79 164H81L82 165V163L80 162ZM85 164H86V162H85ZM145 164V163H144ZM186 164V163H185ZM147 165V164H146ZM158 165H159V163H158ZM187 165H189L188 164V161H187ZM222 165V164H221ZM90 166V165H89ZM143 166V165H142ZM160 166V165H159ZM182 166V165H181ZM180 166V167H181ZM80 167V166H79ZM82 167V168H81ZM79 169H81L80 171H82L83 170V167H85V166H81ZM147 167V168H148ZM188 167V166H187ZM220 166L219 165H217V168H219ZM86 168V167H85ZM189 168V167H188ZM213 168H216V167H213ZM216 168V169H217ZM87 169H88V167H87ZM153 169H155V167L153 168ZM192 169V168H191ZM66 170H67V168H66ZM66 170H65V172H66ZM137 170H140V171H142L141 169H140V167H137ZM178 170H179V168H178ZM213 170V169H212ZM217 170H219V169H217ZM79 171V172H80ZM84 171V170H83ZM73 172V171H72ZM185 172H186V170H185ZM68 173H70L69 171H68ZM84 173V172H83ZM146 173H148V172H146ZM178 173H180V172H178ZM258 176H259V178H261V179H263L264 178V172H263V170L261 169V170H258ZM80 174H82L81 172H80ZM183 174V173H182ZM65 175H69V174H65ZM73 175V174H72ZM180 175V174H179ZM178 175V176H179ZM185 175V174H184ZM187 175V174H186ZM216 175V174H215ZM70 176V175H69ZM74 176V175H73ZM72 176V177H73ZM86 176H87V174H86ZM86 176H84V177H86ZM177 176V177H178ZM182 176V175H181ZM45 177V176H44ZM66 177V176H65ZM189 177H190V175H189ZM208 177V178H209ZM238 177H240V178H238ZM68 178V177H67ZM90 178V177H89ZM94 178V177H93ZM93 178H91V179H93ZM184 178H185V180L188 178L187 176H184ZM59 179V178H58ZM62 179V178H61ZM64 179V178H63ZM98 179V178H97ZM126 179V178H125ZM193 179V178H192ZM43 180V179H42ZM52 179H50V181H51ZM68 182H69V180L68 179H66ZM66 180H63V181H66ZM81 180V179H80ZM184 180V179H183ZM49 181V182H50ZM53 181V180H52ZM51 181V182H52ZM54 181H55V179H54ZM60 181H62V180H60ZM71 181V180H70ZM74 181V180H73ZM87 181V180H86ZM89 182H91V180H88ZM182 181V180H181ZM195 181V180H194ZM204 181V180H203ZM50 182V183H51ZM81 182V181H80ZM94 182H95V179H94ZM106 183H107V181H105ZM192 182V181H191ZM55 183V182H54ZM53 183V184H54ZM57 183V182H56ZM60 183V182H59ZM64 183V182H63ZM86 183V182H85ZM92 183H93V181H92ZM122 183V182H121ZM47 184V183H46ZM49 184V183H48ZM52 184V185H53ZM84 184V183H83ZM88 184V183H87ZM99 184V183H98ZM104 184V183H103ZM124 184V183H123ZM128 184V183H127ZM161 184H162V182H161ZM193 184H197V183H193ZM245 184H246V182H243V183H241V182H239V183H237V185L235 186V190H234V193H233V191H232V195H230V196H224L223 197V199H225V201L227 202V205L226 206H231V204H233L234 202H236L237 200H241L242 198H243V196L242 195H244L245 197L246 196H250V193H248V188L245 186ZM38 185H39V183H38ZM56 185V184H55ZM93 185V184H92ZM166 185H167V187H168V191H171L172 193H173V196H174V199H175V202H177L178 204H179V206L180 207H183L184 205H185V197H186V194H185V192L187 191V190H189L186 186L182 189V191H180V192H175V190L173 191V188L175 187V184H174V182L173 181H170L169 179H167L166 180ZM37 186V185H36ZM40 186V185H39ZM54 186V185H53ZM60 186V185H59ZM62 186V185H61ZM65 186V185H64ZM69 186H70V183H69ZM75 186V185H74ZM83 186H85V185H83ZM87 186H90V185H87ZM42 187H44V186H42ZM46 187V186H45ZM50 187V186H49ZM67 187V186H66ZM108 187V186H107ZM106 187V188H107ZM112 187V186H111ZM171 187H173V188H171ZM246 187V188H245ZM39 188V187H38ZM85 188V187H84ZM89 188H91V187H89ZM190 188H191V186H190ZM46 189V188H45ZM56 189V188H55ZM61 189V188H60ZM87 189H88V187H87ZM185 189V190H184ZM36 190V189H35ZM70 190V189H69ZM72 190H74V189H72ZM91 189H89V191L87 190V193L89 194V196L87 197V200H84L85 201V204H87L88 206H89V208L91 209V207H94V208H99V207H101L102 208V212H99L100 213V216H103V217H105L104 219H103V222H104V220H110L111 219V216H113L115 213L114 212H109V210H107V208H104L105 207V203H107V202H103V201H101L100 200V198L98 199V198H95L94 197V193H93V191H94V189L92 190V191H90ZM118 189H116V191H117ZM60 191V190H59ZM66 191V190H65ZM79 191H80V189H79ZM79 191H78V193H79ZM47 192V191H46ZM69 192V191H68ZM82 192V191H81ZM95 192V191H94ZM63 193H64V191H63ZM70 193V192H69ZM75 193V192H74ZM77 193V194H78ZM100 193V192H99ZM104 193V192H103ZM119 193V192H118ZM5 194V193H4ZM47 194V193H46ZM49 194H50V192H49ZM49 194H47V195H49ZM55 194H58V193H56L55 192ZM55 194H54V196H55ZM65 194V193H64ZM63 194V195H64ZM73 194V193H72ZM76 194V193H75ZM83 194V193H82ZM87 194V195H88ZM169 195H170V193H168ZM41 195V194H40ZM63 195H61L60 196V198H62L63 199ZM84 195V194H83ZM2 196V195H1ZM7 196H9L8 195V193L6 194V197ZM51 196V195H50ZM49 196V197H50ZM74 196V195H73ZM78 196V195H77ZM80 196V195H79ZM13 197V196H12ZM40 197V196H39ZM57 197V196H56ZM81 197V196H80ZM8 198V197H7ZM14 198V197H13ZM46 198H48L47 196H46ZM45 198V199H46ZM53 197H51V199H52ZM58 198V197H57ZM56 198V199H57ZM59 198V200H62V199H60ZM67 198H68V196H67ZM66 198V199H67ZM81 198H84V196H82ZM121 198V197H120ZM4 199V198H3ZM44 199V200H45ZM65 199V198H64ZM74 199V198H73ZM86 199V198H85ZM2 200V199H1ZM69 200V199H68ZM75 200V199H74ZM240 200H239V203H240ZM3 201V200H2ZM7 201V200H6ZM6 201L5 202H2V204H3V208L6 206H8L7 204L9 203L8 201H7V204H6ZM40 201V200H39ZM64 201V200H63ZM72 201V200H71ZM215 201V199L213 198V200L212 199H207L206 198V200H204V203L210 208L209 209V213H208V219H206V229L208 230V235H207V239H203V238H201L200 236H199V233H197V232H195L194 234H192V232H194V230H196V223H197V220H198V216H196V214L194 213L193 215H189V216H187L188 217V219L186 220V223H187V226L189 225V227L187 228V230L186 231H184V232H182L181 230H172L171 232H168L167 230H165L164 228H162L161 229V231L162 230H165L162 234H160L161 232L160 231H157V230H155V229H153V228H150V227H148V230H146V231H144V232H142V233H140V234H137V233H132V235L130 234L129 235V230L130 229H128V228H126V229H124V231H122V226H120V232L122 231V233L124 234V237H122V239H121V241H114L117 237H111V238H108L109 240H110V242H107V243H103V242H101L99 245H98V242L100 241V239H101V237H102V235H101V231H100V229L102 230V229H105L104 227H106V226H104V227H96L95 225H97V224H92V226H95V228H89L90 229V231H89V235H90V238H91V243H93V244H95L96 245V247H97V250H96V252L92 255V256H90V257H93L94 259H92V260H90L89 259V261H86V260H84L83 262L82 261H80V263L81 264H185V262H184V260H187V259H189V254H188V251H187V248H186V244H188V243H192V242H197V248L199 249V250H203V253H209V254H212L213 253V256H217V254H218V256L216 257V259L214 260V263L215 264H221L222 263V260H225V258L223 259V257L226 255L227 257H229V258H227V259H230L231 257H235V258H238L239 259V262H237V264H242L243 263V261H244V259H246L247 258V261L245 260V263L246 264H264V250H263V247H259V246H257L256 248H251V250L250 251H248L247 252V254L246 253H243V252H240V251H238V250H232L231 249V247H229L228 245H225V242L223 241V240H221L220 239V242H219V240H218V238L216 237V235H215V233H211V231L215 228V226H216V224H214L215 223V217H214V211H216V210H218L217 208H215V206H216V204L215 203H213ZM217 201V200H216ZM243 201V200H242ZM47 202H49V200L47 201ZM53 202V201H52ZM58 202V201H57ZM0 203H1V201H0ZM18 204V202H15V204ZM64 203V202H63ZM76 203V202H75ZM114 203V205H118L119 206V208H120V210H122V208H123V206H125L124 205V203H123V199H118V200H116L115 202H113ZM4 204H6L5 206H4ZM23 204H25V203H23ZM46 204H48V203H46ZM45 204V205H46ZM52 203H51V201H50V204H48V205H51ZM60 204V203H59ZM58 204V205H59ZM66 204V203H65ZM71 204L72 203H70V206H71ZM80 204V203H79ZM61 205V204H60ZM234 205H236V204H234ZM244 205V204H243ZM261 205H263L264 206V198H262V200H261ZM20 206H21V203H20ZM34 206V205H33ZM80 206V205H79ZM85 206V205H84ZM88 206H87V208H88ZM112 206V205H111ZM219 206V205H218ZM233 206V205H232ZM262 206V207H263ZM5 207V208H6ZM9 207V206H8ZM11 207V206H10ZM49 207V206H48ZM82 207V206H81ZM114 207V206H113ZM217 207V206H216ZM235 207V206H234ZM37 208V207H36ZM44 208H45V206H44ZM53 208V205H52V207H51V209ZM78 208V207H77ZM80 208V207H79ZM83 208H85V207H83ZM104 208V209H103ZM6 209H8V208H6ZM5 209V210H6ZM32 209V208H31ZM31 209H30V212H31ZM34 209V208H33ZM42 209V208H41ZM41 209H38V213H39V210L40 211H42ZM50 209V210H51ZM60 209V208H59ZM66 209V208H65ZM68 209H69V206H68ZM72 209V208H71ZM243 209V208H242ZM4 210V211H5ZM9 210V209H8ZM49 210V209H48ZM53 210V209H52ZM87 210V209H86ZM119 210V209H118ZM120 210H119V212H120ZM241 210V209H240ZM3 211V210H2ZM10 211V210H9ZM34 211H37V210H34ZM59 211V210H58ZM58 211H56V212H58ZM66 212H67V210H65ZM77 211V210H76ZM79 211V210H78ZM84 211V210H83ZM90 211V210H89ZM95 211V210H94ZM94 211H92V212H94ZM262 211V210H261ZM29 212V211H28ZM33 212V211H32ZM31 212V213H32ZM61 212V211H60ZM60 212H58L59 214H60ZM98 212V211H97ZM96 212V213H97ZM116 212V211H115ZM217 213H218V211H216ZM215 212V213H216ZM42 213H43V211H42ZM45 213V212H44ZM50 213V212H49ZM53 213V212H52ZM54 213H55V211H54ZM69 213V212H68ZM67 213V214H68ZM79 213V212H78ZM91 213V212H90ZM95 213V214H96ZM118 213V212H117ZM154 212H152V213H148V214H150V218H151V222H152V224H157V225H165V224H162L161 222H159V216L156 214V215H154L153 214ZM35 214H36V212H35ZM51 214V213H50ZM57 214V213H56ZM62 214H64V212L63 213H61L60 215H59V217L60 216H62ZM80 214V213H79ZM81 214H82V212H81ZM29 215V214H28ZM31 215V214H30ZM43 215V214H42ZM46 215V214H45ZM70 215V214H69ZM241 215H243L241 218L245 221V223L247 222V220L245 219V218H251V220H250V226H251V229H250V235L251 234H254V235H256V233H260L262 236H264V212H262V215L261 216H259L258 214H256V213H254L253 215H250V216H248V214H245V211L241 214ZM40 216V215H39ZM39 216H37V217H39ZM54 216V215H53ZM94 216V215H93ZM96 216H98V215H96ZM96 216H94L95 218H96ZM234 216H235V214H234ZM28 217V216H27ZM47 218L49 217V215L48 216H46ZM66 217V216H65ZM93 217V218H94ZM119 218L118 219H120V218H126V212H124V211H122V212H120L119 213V216H118ZM220 217V216H219ZM33 218H35L34 216H33ZM45 218V217H44ZM61 218V217H60ZM63 218V217H62ZM217 218V217H216ZM233 218V217H232ZM100 219V218H99ZM117 219V220H118ZM219 219V218H218ZM217 219V220H218ZM70 220V219H69ZM68 220V221H69ZM116 220V221H117ZM149 220V219H148ZM228 220V219H227ZM231 220H233V219H231ZM49 220H47V222H48ZM52 221V220H51ZM118 221H120V220H118ZM124 221V220H123ZM122 222V221H121ZM40 223V222H39ZM96 223V222H95ZM38 224V223H37ZM32 225V224H31ZM100 225V224H99ZM102 225V224H101ZM18 226V225H17ZM32 227V226H31ZM42 227V226H41ZM5 228H7V227H5ZM29 228V227H28ZM36 228V227H35ZM44 228H45V226H44ZM55 228V227H54ZM20 229H23V231H24V229H26V228H20ZM31 229H33V228H31ZM39 229H41V228H39ZM39 229L37 228V230L39 231ZM35 230V229H34ZM34 230H28V232H29V234H31V237H33V239L31 240V241H29L27 244H25V252L20 256V257H17V256H11L10 254V256H11V258H9V263L8 264H30V262H31V256H30V254L27 252V250L28 249H32V248H34L36 245H37V243L38 242H40L41 243V239H37V237H40V235L41 234H44V232H46V233H50V235L51 234H54L53 232H55L54 231V229H50V228H45L44 229V232L42 233V232H35ZM36 230V231H37ZM247 230H248V228H247ZM40 231H42V229L40 230ZM131 231V230H130ZM157 231V232H156ZM25 232V231H24ZM173 232H175L174 234H175V241H173V242H171V243H168L165 247H164V249H166V252H165V256H164V258H162V259H157L158 257H159V249H157V250H154L153 251V249L158 245V244H162L163 242H165V241H169V239L171 240V237H173L174 236V234H173ZM39 233H41V234H39ZM131 233V232H130ZM26 234V233H25ZM87 234V235H88ZM123 234H121V235H123ZM7 236V235H6ZM5 235H4V237H5V239L7 240L6 241V243H7V245H6V243H5V245H6V247H10V249H9V251L11 250V247H14V242H13V240H12V236L9 234V236L8 237H6ZM19 236V235H18ZM22 236V235H21ZM23 236H25L24 234H23ZM45 236H48V235H46L45 234ZM44 235H43V237H45ZM16 237V236H15ZM26 238H27V236H25ZM41 237H42V235H41ZM42 237V238H43ZM54 237V236H53ZM88 237V236H87ZM127 237H129V238H127ZM19 238V237H18ZM22 238V237H21ZM178 238V239H177ZM16 239V238H15ZM44 239V238H43ZM24 240L25 239H23L22 241L24 242ZM159 240H160V242H159ZM44 241V240H43ZM3 242V241H2ZM5 242V241H4ZM17 242V241H16ZM22 242V243H23ZM243 242H246V239H244L243 240ZM254 242H256V240L254 241ZM20 243V242H19ZM247 243V242H246ZM257 243V242H256ZM1 244V243H0ZM3 244V243H2ZM15 244H18V243H15ZM193 244V243H192ZM253 244V246H254V243H252ZM40 245V244H39ZM163 246H164V244H163ZM5 247V246H4ZM16 247V246H15ZM258 247H259V249H258ZM222 248L224 249V253H220V252H223V250H222ZM13 249H15V248H12V250ZM31 249H30V251H31ZM38 249V248H37ZM4 250V252H6L5 251V248L3 249ZM8 250V249H7ZM34 250V249H33ZM32 250V251H33ZM36 250V249H35ZM18 251V250H17ZM29 251V250H28ZM101 251H104V254H102L101 255V257H100V259H98L97 258V256H98V254L101 252ZM196 251H198V250H196ZM3 252V251H2ZM11 253H13V251H10ZM9 252V253H10ZM30 253H32V252H30ZM196 253V252H195ZM214 253H217L216 255L214 254ZM2 254V253H1ZM7 254V253H6ZM91 255V254H90ZM223 256V257H222ZM242 258H241V257ZM35 257V256H34ZM192 258L190 259V263H194V262H196L197 264H201V263H203V261H205V263L204 264H207V258H205V257H200L199 256V254L198 253H196V255H194V256H191ZM4 258V257H3ZM2 258V259H3ZM88 258V257H87ZM249 258V259H248ZM86 259V258H85ZM237 259V260H238ZM88 260V259H87ZM6 261V260H5ZM226 261V260H225ZM228 261V260H227ZM254 261H256V262H254ZM4 262V261H3ZM234 262V261H233ZM242 262V263H241ZM6 264V263H5Z\"/></svg>",
	"mask_w": 264,
	"mask_h": 264
},
{
	"label": "snow or ice",
	"instance_id": "snow-or-ice-1",
	"mask_svg": "<svg viewBox=\"0 0 264 264\" xmlns=\"http://www.w3.org/2000/svg\"><path fill=\"white\" fill-rule=\"evenodd\" d=\"M19 2L21 4H23V3H25V0H19ZM53 2L55 3V7L52 8V11L54 14H57L63 6V0H53ZM126 7L129 11H131L133 6L131 5L130 0L127 3ZM60 15H65V14L60 13ZM185 59H187V57H185ZM61 79H63V78H61ZM153 96H155V92H153ZM8 111H11V109H9ZM129 121H130V125H131V121H132L131 114L129 115ZM8 122L9 121H8L7 116H6L5 117V123H8ZM252 122H255V123L260 124L261 126H264V120H261L258 115H253L252 113H249V123H252ZM13 126H15V122H13ZM247 128H248V125H245L246 130H247ZM235 183H239V181L237 180V181H235ZM106 227H110V225H106ZM32 239H33V237L29 236V237H27V239L22 244H20L19 251L16 252L17 257H20L25 252V244H27ZM37 239H42V237H37ZM85 247H87L86 244L81 245V248H85ZM4 259H7V257H5ZM89 259H91V257H89ZM0 264H3V260H0Z\"/></svg>",
	"mask_w": 264,
	"mask_h": 264
}]
</instances>
